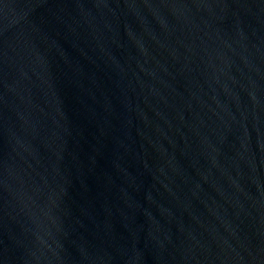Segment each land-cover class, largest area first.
Segmentation results:
<instances>
[{"label":"water","instance_id":"95a60500","mask_svg":"<svg viewBox=\"0 0 264 264\" xmlns=\"http://www.w3.org/2000/svg\"><path fill=\"white\" fill-rule=\"evenodd\" d=\"M0 264H264V0H0Z\"/></svg>","mask_w":264,"mask_h":264}]
</instances>
